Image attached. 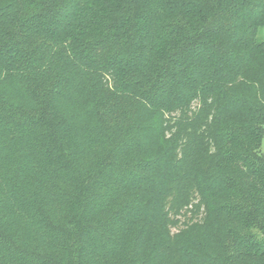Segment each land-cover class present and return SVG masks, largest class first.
Wrapping results in <instances>:
<instances>
[{"label": "trees", "instance_id": "obj_1", "mask_svg": "<svg viewBox=\"0 0 264 264\" xmlns=\"http://www.w3.org/2000/svg\"><path fill=\"white\" fill-rule=\"evenodd\" d=\"M263 26L264 0H0V264H264Z\"/></svg>", "mask_w": 264, "mask_h": 264}, {"label": "rangeland", "instance_id": "obj_2", "mask_svg": "<svg viewBox=\"0 0 264 264\" xmlns=\"http://www.w3.org/2000/svg\"><path fill=\"white\" fill-rule=\"evenodd\" d=\"M258 36L260 38H264V26L259 29ZM260 149H261L262 154L264 155V132H263L262 143H261V148ZM174 230L175 229L172 228V231H174Z\"/></svg>", "mask_w": 264, "mask_h": 264}]
</instances>
